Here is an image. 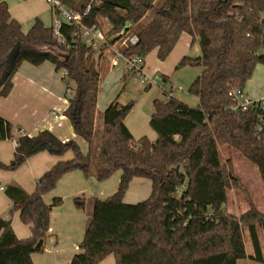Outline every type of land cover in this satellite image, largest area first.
Returning a JSON list of instances; mask_svg holds the SVG:
<instances>
[{
	"label": "trees",
	"instance_id": "obj_1",
	"mask_svg": "<svg viewBox=\"0 0 264 264\" xmlns=\"http://www.w3.org/2000/svg\"><path fill=\"white\" fill-rule=\"evenodd\" d=\"M59 1L80 14L87 27L103 31L101 24L106 21L109 44L127 39L122 52L128 57L145 58L156 51L163 62L182 34L191 37V45L197 41L199 55L183 56L176 69H201L188 88L198 104L190 107L173 96L154 100L148 124L156 138L150 141L146 136L133 138L124 123L133 102L121 105L116 98L102 113L96 144L99 56L81 41L78 27L64 22L58 36L52 25L47 27L38 18L23 32L6 0H0V99L10 93L12 78L23 63L52 64L56 72L66 73L61 76L67 101L63 115L87 145L82 154L74 140L63 142L47 130L16 139L12 160L0 169L15 171L42 152L59 158L71 152L72 157L58 160L31 193L16 185L4 187L12 204L9 213L18 212L30 236L17 239L10 220L0 218V264H33L31 255L42 252L50 213L62 204L60 197L46 204L43 196L73 171L100 182L117 171L120 174L112 195L90 200L83 237L69 264H98L108 255H113L115 264H237L243 259L264 264V214L250 204L238 216L226 210L233 181L226 174L230 161L220 159V148L225 146L264 155V141L255 134L259 111L231 110L244 95L256 66L264 65V0ZM114 34L120 35L111 37ZM132 35L137 42L130 46ZM17 45L18 53L12 57ZM12 138V125L0 117V141ZM256 164L264 187V167ZM133 178L149 180L151 191L146 199L127 204L123 197ZM74 204L85 207L80 198Z\"/></svg>",
	"mask_w": 264,
	"mask_h": 264
},
{
	"label": "crops",
	"instance_id": "obj_2",
	"mask_svg": "<svg viewBox=\"0 0 264 264\" xmlns=\"http://www.w3.org/2000/svg\"><path fill=\"white\" fill-rule=\"evenodd\" d=\"M44 2L46 3V0ZM32 3L33 0H6L11 17L17 20L20 25H22V21L26 17H20L18 12L21 14L26 12L27 18H29L32 16L29 9L30 7L33 9L32 5L30 6ZM49 11L51 16H53L51 9ZM41 19L44 22V19H48V16H43ZM53 20L54 17L51 23H53ZM44 25L47 26L45 23ZM21 29L23 32H26L29 28L25 30L21 26ZM120 34L117 35L119 36ZM190 38V36L182 34L170 53H176L179 60L186 55L197 57L200 53L198 43L191 49V44H189ZM126 42L127 39L120 38L114 44V47L122 52ZM98 56L99 61L105 55L100 54ZM154 72L155 74H160L158 71ZM163 77L166 78L167 76ZM166 79L168 80V77ZM12 83V89L8 96L0 99V117L12 125L13 136L10 140L0 141V165H7L12 160L17 138L24 135L33 137L44 130L51 132L63 142L74 140L81 153H86V143L73 133L68 119L63 115L67 107V101L64 98L66 87L52 64L45 62L35 67L28 63H23L14 74ZM168 86H170V83L168 82L166 85L165 82L163 92L170 91L172 96L175 97L173 94V91H175L173 86L169 88ZM262 95H264V88L254 96H249L244 92V96L248 99H255ZM97 104L98 102H96L95 123L101 122L102 125V112L97 110ZM196 104H198L197 98H195V104L190 105H195L196 107ZM100 114L101 120L97 121V116ZM124 123L133 138L138 139L144 135L150 141L155 140V133L150 128L148 129L144 123L141 125L135 119L129 121L128 116L125 118ZM71 157V152L66 153L61 158L42 152L28 158L15 171L0 169V218L10 220L11 228L17 239L28 238L30 236V230L28 225L20 222L18 212L9 213L12 204L4 194V187L16 185L25 192L31 193L35 189L37 180L58 160L69 159ZM90 172L94 175L95 168L91 167ZM112 176L113 174L110 178ZM114 178V183L113 180L110 183H107L108 181L106 180L100 182L93 176L85 178L81 171H73L61 178L56 187L43 196L46 204H49L56 197L62 199V204L59 207L53 208L50 213L47 237L44 241L42 252L31 255L33 264H69L72 257L77 253L78 245L83 237L85 222L89 215L84 210L87 202L93 198V195H95L96 199H105L112 195L117 189L119 175ZM104 182L107 184L105 185ZM150 191L151 183L149 180L133 178L125 192L123 202L142 201L147 198ZM76 198L84 200V209H79L75 206L74 199ZM63 233L66 236H62ZM98 264H115L113 255H108Z\"/></svg>",
	"mask_w": 264,
	"mask_h": 264
},
{
	"label": "rangeland",
	"instance_id": "obj_3",
	"mask_svg": "<svg viewBox=\"0 0 264 264\" xmlns=\"http://www.w3.org/2000/svg\"><path fill=\"white\" fill-rule=\"evenodd\" d=\"M162 1L163 0H157L156 3H161ZM31 5L33 9H31V7L29 9L32 16H30L29 18H27L26 12L24 14L18 12L20 14V17H26L22 21V28L27 30L29 26H31V22L34 17L38 19L40 18V20L42 21L41 18H43V16L45 17L46 15L48 16V19H44V22L42 21V23H45L47 26H51L53 16H51L49 11L51 9L50 6L45 3L44 0H33V3L30 4V6ZM148 15L149 17H151L152 13H149ZM26 19H28L26 21L27 23L25 22ZM101 25L104 33H106L107 35V32L110 31L109 24L103 20ZM113 36H116V34H114ZM190 43L191 38L189 44ZM195 44H197V41H194L192 43L191 49ZM178 62L179 59L177 58V54L174 52L170 53L166 60L160 62L156 57V52L151 51L145 57V72L150 76L152 74H155L154 71H158L161 75L165 77L167 76L168 80H166V85L169 82L170 86H173L175 90L173 91L175 98L182 101V103L188 106L195 107V105H190L193 103L195 104V97L189 94L188 88L196 78V76L200 74L201 69H199L198 67L189 66L176 69ZM97 64L100 74H103L100 80V91L97 98V110L103 113L109 102L113 101L116 97L117 102L121 105L133 102V106L129 114L127 115L129 121L135 119L136 121L140 122L141 125H143L144 123V125L149 129L148 123L149 117L153 110V101L156 99L161 101L165 100L166 95L163 93L162 89L159 86L152 84L151 87L145 91V85L141 84L139 79L134 75L128 73H115L114 71L110 70L108 66V59L106 56H103V58L99 59ZM61 73L62 71L59 70L58 74L60 77ZM170 86H168V88ZM262 88H264V65H257L250 80L246 83L244 92L249 96H254L255 94L261 92ZM67 94H69V92H67ZM100 120L101 114L97 116V121ZM100 125L101 122L95 123L94 141L96 144L99 141V132L102 128L101 125V128L99 129ZM220 159L224 163L230 161V164L226 169V174L233 181L229 184V189L227 191L226 210L232 215L238 216L239 214L243 213L250 204L264 214V187L262 185L258 173V166L256 164V162L258 164L261 163L264 167V155H261L258 152H253L251 149L246 154L242 153V151L238 149L225 146L220 148ZM117 175H119L118 171L113 173V176L111 178L109 177L108 180H106L108 181L107 183H110V181L112 180L114 183V177H116ZM107 183H105V185ZM95 198V195H93V198H91V200ZM126 202L127 204H136L140 201ZM84 210L87 214L91 212L90 201L87 202ZM62 236H66V234L63 233ZM243 236L246 252L249 253L250 244L245 229L243 230ZM237 264L259 263L250 261L249 259H243L239 260Z\"/></svg>",
	"mask_w": 264,
	"mask_h": 264
},
{
	"label": "built area",
	"instance_id": "obj_4",
	"mask_svg": "<svg viewBox=\"0 0 264 264\" xmlns=\"http://www.w3.org/2000/svg\"><path fill=\"white\" fill-rule=\"evenodd\" d=\"M46 3L50 6L54 17L52 29L55 36L59 35L61 22L78 27L81 41L86 45V47L93 51L95 56L104 54L108 59L110 70L115 73H128L134 75L139 79L141 84L150 87L154 84L159 86L163 91L164 82L162 76L159 74H152L150 76L147 75L145 72L144 58L137 56H125L123 52L118 51L114 45L109 44V40L105 37L102 30L95 27H87L81 24V15L69 10L67 7L62 5L59 0H46ZM88 10L89 6L84 11V15L88 12ZM136 42L137 37L135 35L128 38V44L130 46L135 45ZM61 76L66 77V73L62 71ZM164 93L166 94V98L172 96L170 91H164ZM238 102V104L231 106V110L233 112L247 111L248 109H257L259 111L255 126V134L259 140L264 141V95L255 99H248L243 95L238 98Z\"/></svg>",
	"mask_w": 264,
	"mask_h": 264
},
{
	"label": "water",
	"instance_id": "obj_5",
	"mask_svg": "<svg viewBox=\"0 0 264 264\" xmlns=\"http://www.w3.org/2000/svg\"><path fill=\"white\" fill-rule=\"evenodd\" d=\"M18 45L14 48V51H13V54H12V57H15L18 53Z\"/></svg>",
	"mask_w": 264,
	"mask_h": 264
}]
</instances>
